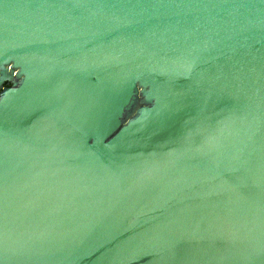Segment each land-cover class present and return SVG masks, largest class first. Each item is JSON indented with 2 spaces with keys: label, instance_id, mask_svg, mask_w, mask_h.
I'll list each match as a JSON object with an SVG mask.
<instances>
[{
  "label": "water",
  "instance_id": "95a60500",
  "mask_svg": "<svg viewBox=\"0 0 264 264\" xmlns=\"http://www.w3.org/2000/svg\"><path fill=\"white\" fill-rule=\"evenodd\" d=\"M0 264H264V0H0Z\"/></svg>",
  "mask_w": 264,
  "mask_h": 264
}]
</instances>
